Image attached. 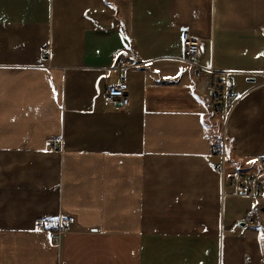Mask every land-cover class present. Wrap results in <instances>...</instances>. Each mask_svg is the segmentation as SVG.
Returning a JSON list of instances; mask_svg holds the SVG:
<instances>
[{
  "label": "crops",
  "instance_id": "1",
  "mask_svg": "<svg viewBox=\"0 0 264 264\" xmlns=\"http://www.w3.org/2000/svg\"><path fill=\"white\" fill-rule=\"evenodd\" d=\"M184 30L234 72L229 168L254 170L264 0H0V264H264V176L222 195Z\"/></svg>",
  "mask_w": 264,
  "mask_h": 264
},
{
  "label": "built area",
  "instance_id": "2",
  "mask_svg": "<svg viewBox=\"0 0 264 264\" xmlns=\"http://www.w3.org/2000/svg\"><path fill=\"white\" fill-rule=\"evenodd\" d=\"M199 54V39L191 35L187 30H184L182 63L193 67L199 93L206 98V108L213 118L220 121V135L218 140L213 143L209 163L220 175L222 195L240 196L247 193H260L262 191L261 178L264 176V154L255 158L254 170L248 168H229L227 132L235 102L234 72L232 70L217 71L212 68H205L197 62ZM124 61V58H120V65ZM105 99L110 102L119 100L123 106H126L129 102L126 85L124 83L109 85ZM50 146L56 148L58 142L52 141L50 142ZM247 186H249V190ZM252 218V214L247 215V221L252 222ZM73 227V220H69L64 215L50 232V237L54 242L59 243L62 234L72 230ZM249 261L247 258L246 262Z\"/></svg>",
  "mask_w": 264,
  "mask_h": 264
},
{
  "label": "snow or ice",
  "instance_id": "3",
  "mask_svg": "<svg viewBox=\"0 0 264 264\" xmlns=\"http://www.w3.org/2000/svg\"><path fill=\"white\" fill-rule=\"evenodd\" d=\"M251 163V162H250Z\"/></svg>",
  "mask_w": 264,
  "mask_h": 264
}]
</instances>
